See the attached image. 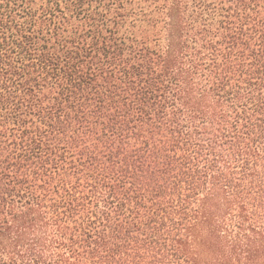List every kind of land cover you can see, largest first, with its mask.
<instances>
[{"label": "trees", "instance_id": "1", "mask_svg": "<svg viewBox=\"0 0 264 264\" xmlns=\"http://www.w3.org/2000/svg\"><path fill=\"white\" fill-rule=\"evenodd\" d=\"M0 264H264V0H0Z\"/></svg>", "mask_w": 264, "mask_h": 264}, {"label": "rangeland", "instance_id": "2", "mask_svg": "<svg viewBox=\"0 0 264 264\" xmlns=\"http://www.w3.org/2000/svg\"><path fill=\"white\" fill-rule=\"evenodd\" d=\"M162 42V41H161ZM163 43V42H162Z\"/></svg>", "mask_w": 264, "mask_h": 264}]
</instances>
